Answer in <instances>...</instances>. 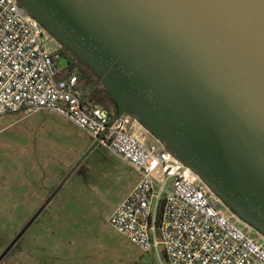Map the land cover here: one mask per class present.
Segmentation results:
<instances>
[{"label": "water", "instance_id": "1", "mask_svg": "<svg viewBox=\"0 0 264 264\" xmlns=\"http://www.w3.org/2000/svg\"><path fill=\"white\" fill-rule=\"evenodd\" d=\"M264 237V0H12ZM96 142L0 255V263Z\"/></svg>", "mask_w": 264, "mask_h": 264}, {"label": "built area", "instance_id": "2", "mask_svg": "<svg viewBox=\"0 0 264 264\" xmlns=\"http://www.w3.org/2000/svg\"><path fill=\"white\" fill-rule=\"evenodd\" d=\"M22 15L0 0V117L53 112L134 170L139 181L107 224L142 252L162 247L168 264H264V237L139 123L87 100L76 69L58 65L63 45Z\"/></svg>", "mask_w": 264, "mask_h": 264}, {"label": "rangeland", "instance_id": "3", "mask_svg": "<svg viewBox=\"0 0 264 264\" xmlns=\"http://www.w3.org/2000/svg\"><path fill=\"white\" fill-rule=\"evenodd\" d=\"M66 68L68 61H58ZM94 144L66 118L41 109L0 117V255ZM138 174L96 145L0 264H168L107 224ZM17 215V216H15Z\"/></svg>", "mask_w": 264, "mask_h": 264}, {"label": "trees", "instance_id": "4", "mask_svg": "<svg viewBox=\"0 0 264 264\" xmlns=\"http://www.w3.org/2000/svg\"><path fill=\"white\" fill-rule=\"evenodd\" d=\"M63 56L67 59L71 68L76 69L79 87L85 91V98L111 111L115 116L114 103L107 94L100 89L98 77L85 65H83L68 49L63 46ZM16 249V248H14Z\"/></svg>", "mask_w": 264, "mask_h": 264}, {"label": "flooded vegetation", "instance_id": "5", "mask_svg": "<svg viewBox=\"0 0 264 264\" xmlns=\"http://www.w3.org/2000/svg\"><path fill=\"white\" fill-rule=\"evenodd\" d=\"M41 206H42V205H41ZM41 206H40V207H41ZM44 210H45V209H44ZM44 210H43V211H44ZM43 211H42V212H43ZM33 215H34V214H33ZM33 215H32V216H33ZM15 216H17V215H15ZM32 216H31V217H32ZM31 217H30V218H31ZM28 221H29V220H28ZM28 221H27V222H28ZM27 222H26V223H27ZM26 223H25V224L20 228V230L14 235V237L10 240V242H8V244H6V247L12 242V240L17 236V234L23 229V227L26 225ZM20 239H21V238H20ZM20 239H19V240H20ZM19 240L17 241V243L15 244V246H14L11 250H13L14 248L17 247V245H18V243H19ZM5 249H6V248H5ZM5 249H4V250H5ZM11 250H10V251H11ZM10 251H9V252H10ZM9 252H8V253H9ZM5 257H6V256H5ZM5 257H4V258H5ZM4 258H3V259H4Z\"/></svg>", "mask_w": 264, "mask_h": 264}]
</instances>
